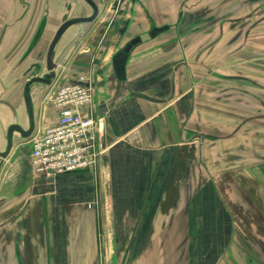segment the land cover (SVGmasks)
<instances>
[{
  "label": "crops",
  "instance_id": "0c3cea01",
  "mask_svg": "<svg viewBox=\"0 0 264 264\" xmlns=\"http://www.w3.org/2000/svg\"><path fill=\"white\" fill-rule=\"evenodd\" d=\"M126 1L63 78L92 69L98 168L2 165L0 264H264V0ZM36 112L57 122L51 103Z\"/></svg>",
  "mask_w": 264,
  "mask_h": 264
},
{
  "label": "flooded vegetation",
  "instance_id": "af4514ba",
  "mask_svg": "<svg viewBox=\"0 0 264 264\" xmlns=\"http://www.w3.org/2000/svg\"><path fill=\"white\" fill-rule=\"evenodd\" d=\"M1 2L0 58L3 61L0 62V106L3 105L8 109L12 121L8 124L4 123L0 115V152L8 151L11 126L18 125L24 131L30 129L29 101L32 106L34 128L26 137L19 130L15 129L12 132V144L8 155L6 158L0 157V176L2 165L12 164L18 158H27L30 151L29 140L38 130L39 116L36 108L48 103L51 92L63 84L65 82L63 78L72 72V59L78 53L82 36L90 35L91 28L100 22L104 12L108 10L120 12L128 4L126 0H3ZM115 21L116 17H107L103 21V28H108L107 26L114 24ZM118 22L123 33L125 22ZM82 25L87 27L82 29ZM91 50L92 47L88 51ZM99 50L103 51L102 46ZM86 71L87 73L83 75L90 76L88 72L92 69L88 68ZM6 74L16 76L14 81L7 85L3 82ZM30 81L32 82L28 87V99L26 91ZM92 83L94 85L93 78ZM17 105L24 111L17 109ZM14 199L13 196L4 200L0 204V211Z\"/></svg>",
  "mask_w": 264,
  "mask_h": 264
},
{
  "label": "built area",
  "instance_id": "2783aa9c",
  "mask_svg": "<svg viewBox=\"0 0 264 264\" xmlns=\"http://www.w3.org/2000/svg\"><path fill=\"white\" fill-rule=\"evenodd\" d=\"M49 100L58 112V119L54 125L38 129L29 140L34 171L46 179L96 171L105 149L94 106L92 78L83 75L59 85Z\"/></svg>",
  "mask_w": 264,
  "mask_h": 264
},
{
  "label": "water",
  "instance_id": "95a60500",
  "mask_svg": "<svg viewBox=\"0 0 264 264\" xmlns=\"http://www.w3.org/2000/svg\"><path fill=\"white\" fill-rule=\"evenodd\" d=\"M89 20H91V19H89ZM160 30H161L160 28L153 27L150 31H148V32H144V33H142V34H139V35L135 36V37H134L132 40H130V42L127 44V46L125 47V51H126V52H129L130 50H132L133 47H135V46H137V45H139V44H141V43H144V42L150 40L151 38H153L154 36H156V34H157L158 32H160ZM32 81H34V80H32ZM32 81H30V82L27 84V91H26V94H27V98H28V99H29L28 87H29V85L31 84ZM78 83H80V84H82V85H86V86L88 85V84H85V83H82V82H78ZM28 111H29V116L31 117V127H30V129H29L28 131H24V130H22V128H21L20 126H18V125H13V126L10 127V130H9V137H8V151H9L10 148H11V144H12V132H13L15 129L21 131L22 134H23V136H25V137L28 136V135L32 132V130H33V128H34V121H33V119H32L33 112H32V106H31V104H30V101L28 102ZM8 151H7V152H4V153H1V152H0V157L6 158V156L8 155Z\"/></svg>",
  "mask_w": 264,
  "mask_h": 264
},
{
  "label": "rangeland",
  "instance_id": "374dc122",
  "mask_svg": "<svg viewBox=\"0 0 264 264\" xmlns=\"http://www.w3.org/2000/svg\"><path fill=\"white\" fill-rule=\"evenodd\" d=\"M52 94H53V92L51 93V95H52ZM48 103H50V100H48ZM48 103H47V104H48ZM104 249H105V248H104V246H103V248H102V255H103L102 258H103V260H105V253H106V252H104ZM103 264H105V263L103 262Z\"/></svg>",
  "mask_w": 264,
  "mask_h": 264
}]
</instances>
